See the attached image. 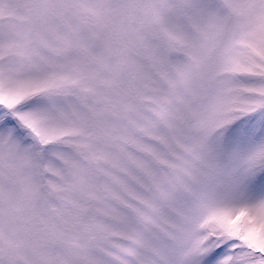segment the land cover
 I'll return each mask as SVG.
<instances>
[{
    "label": "snow or ice",
    "instance_id": "obj_1",
    "mask_svg": "<svg viewBox=\"0 0 264 264\" xmlns=\"http://www.w3.org/2000/svg\"><path fill=\"white\" fill-rule=\"evenodd\" d=\"M0 264H264V0H0Z\"/></svg>",
    "mask_w": 264,
    "mask_h": 264
}]
</instances>
